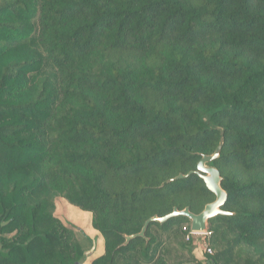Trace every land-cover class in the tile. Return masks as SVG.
<instances>
[{"label": "trees", "instance_id": "1", "mask_svg": "<svg viewBox=\"0 0 264 264\" xmlns=\"http://www.w3.org/2000/svg\"><path fill=\"white\" fill-rule=\"evenodd\" d=\"M221 144L206 262L264 264V0H0V264L85 262L56 196L92 264H202L166 260L186 217L126 238L213 203Z\"/></svg>", "mask_w": 264, "mask_h": 264}, {"label": "water", "instance_id": "2", "mask_svg": "<svg viewBox=\"0 0 264 264\" xmlns=\"http://www.w3.org/2000/svg\"><path fill=\"white\" fill-rule=\"evenodd\" d=\"M222 144L218 147L213 155H205L202 157V159L198 163L197 171L195 172L204 180L207 188L216 196V200L213 203L208 204L205 207L204 211L200 214H194L190 211L189 208H186L183 211L175 209L172 214L167 215L163 218L154 217L145 224L142 232L139 235L127 237V243H129L135 237L145 238L147 228L151 222L165 224L170 219L176 217H186L191 221L192 231L205 232L208 229L210 221L217 218L218 216L230 215V213L223 210V207L227 203L228 195L221 186L223 181L221 173L216 167L211 166V164L219 158L222 150ZM183 178H185V176L181 174L177 179Z\"/></svg>", "mask_w": 264, "mask_h": 264}, {"label": "rangeland", "instance_id": "3", "mask_svg": "<svg viewBox=\"0 0 264 264\" xmlns=\"http://www.w3.org/2000/svg\"><path fill=\"white\" fill-rule=\"evenodd\" d=\"M55 214L60 220L66 225H73L78 229L79 233L85 234L90 237L92 240V247L86 243L85 245L88 248L87 259H92L99 252L100 246V235L92 227V215L86 212L81 211L77 207L70 205L62 197H55ZM183 236H176L175 242L180 248H182ZM187 242V241H186ZM176 244L173 242L168 245V254L166 260L168 262H196L199 259L195 256L193 249L195 245L192 243V253H182L179 248H176ZM191 250V249H190ZM86 259V260H87ZM85 260V261H86Z\"/></svg>", "mask_w": 264, "mask_h": 264}, {"label": "built area", "instance_id": "4", "mask_svg": "<svg viewBox=\"0 0 264 264\" xmlns=\"http://www.w3.org/2000/svg\"><path fill=\"white\" fill-rule=\"evenodd\" d=\"M185 231H189L186 236L187 242H192L195 245V256L202 262H206L207 258L214 255V251L211 247L212 232L208 229L205 232H194L191 230V226L185 228Z\"/></svg>", "mask_w": 264, "mask_h": 264}, {"label": "crops", "instance_id": "5", "mask_svg": "<svg viewBox=\"0 0 264 264\" xmlns=\"http://www.w3.org/2000/svg\"><path fill=\"white\" fill-rule=\"evenodd\" d=\"M90 214V213H89ZM94 229V228H93ZM95 230V229H94ZM96 231V230H95ZM97 233H99L98 231H96ZM98 235H100V238H101V240H100V246H99V252H98V254L96 255V256H94V258H92V259H87L83 264H92L93 263V261L96 259V258H98V257H100V256H102L103 254H104V252H105V248H104V238H103V236L99 233ZM202 264H210L209 262H201Z\"/></svg>", "mask_w": 264, "mask_h": 264}]
</instances>
